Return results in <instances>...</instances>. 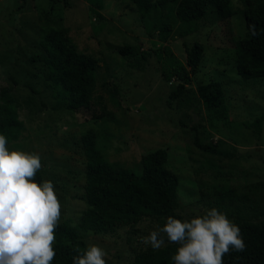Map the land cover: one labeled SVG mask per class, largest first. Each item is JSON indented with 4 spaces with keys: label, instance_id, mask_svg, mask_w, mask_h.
Segmentation results:
<instances>
[{
    "label": "rangeland",
    "instance_id": "374dc122",
    "mask_svg": "<svg viewBox=\"0 0 264 264\" xmlns=\"http://www.w3.org/2000/svg\"><path fill=\"white\" fill-rule=\"evenodd\" d=\"M102 4L101 19L86 0H0V97L7 94L0 103L15 102L24 128L8 148L41 156V182H53L62 205L59 223L76 226L87 208L82 199L85 159L79 139L88 130L96 133L102 155L125 167H134L151 152L166 150L165 166L179 179L180 206L172 217L190 220L216 208L232 221L264 223V121L260 140L247 128L264 118V84L240 85L236 73V44L245 35L243 3L233 2L237 10L233 17L214 24L203 21L195 33L164 43L154 25L144 27L132 0ZM62 28L69 30L80 52L95 57L101 66L88 111L60 108L57 89L45 80V66L31 60L41 53L43 37ZM192 42L204 47L200 69L188 92L170 108L166 101L173 83L162 77L154 50L166 45L184 62L183 43ZM125 44L140 45L147 62L133 60L128 65L117 53ZM211 81L222 84L225 103L206 110L195 89ZM102 106L112 115L93 121L92 114L99 115ZM195 133L200 143L218 144L225 155L198 149L192 144ZM166 219L143 218L117 227L112 234L81 236L86 247L95 244L105 251L106 264H131L135 255L152 249L142 238L163 227ZM168 244L164 237L161 248Z\"/></svg>",
    "mask_w": 264,
    "mask_h": 264
},
{
    "label": "trees",
    "instance_id": "16d2710c",
    "mask_svg": "<svg viewBox=\"0 0 264 264\" xmlns=\"http://www.w3.org/2000/svg\"><path fill=\"white\" fill-rule=\"evenodd\" d=\"M145 28L155 26L160 42L184 38L195 33L201 22L214 24L236 15V0H132ZM245 8V35L236 44V73L240 85L262 82L264 84V0H238ZM90 9L102 19L103 0H86ZM67 28L50 30L40 41L41 53L32 57L46 68L45 80L55 87L60 108L75 113L88 111L97 89L100 64L95 57L80 52L68 34ZM255 33V35L253 34ZM185 61L176 58L169 47L159 46L154 54L161 65L162 77L173 88L166 101L172 108L187 92L192 77L200 69L204 47L198 42L183 43ZM117 53L127 59L147 62V54L140 45L125 44ZM198 100L206 110H213L225 103L223 86L211 81L195 89ZM1 94L0 99L6 97ZM111 111L102 106L93 121L110 117ZM264 118L247 124L252 134L260 140ZM196 126H192L195 131ZM18 120L16 104L12 99L0 103V134L8 144L17 141L23 132ZM97 135L93 130L80 136L85 159L84 200L87 208L76 226L59 223L55 230L56 257L51 264H73V258L82 255L87 247L82 233L112 234L119 226L138 223L143 218L172 216L180 206L178 176L166 168L167 152L159 149L142 156L134 167L109 162L96 146ZM192 144L203 152L225 155L218 144L200 143L197 133ZM35 179L41 182L40 173ZM241 230L246 249L224 257V264H264V223L238 219L233 221ZM178 244L170 243L159 250L146 249L135 255L131 264H174L172 256Z\"/></svg>",
    "mask_w": 264,
    "mask_h": 264
},
{
    "label": "clouds",
    "instance_id": "9594fccd",
    "mask_svg": "<svg viewBox=\"0 0 264 264\" xmlns=\"http://www.w3.org/2000/svg\"><path fill=\"white\" fill-rule=\"evenodd\" d=\"M255 35V33H253ZM43 167L37 153L9 150L0 134V264H51L62 205L52 181L37 183ZM164 237L178 244L174 264H224V257L246 249L241 230L216 208L190 220L167 217L142 243L159 250ZM105 251L87 246L73 264H106Z\"/></svg>",
    "mask_w": 264,
    "mask_h": 264
}]
</instances>
